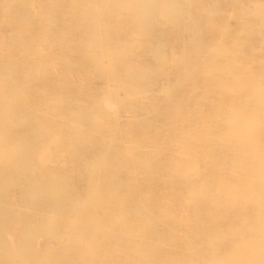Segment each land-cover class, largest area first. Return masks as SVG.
I'll return each mask as SVG.
<instances>
[{
    "label": "rangeland",
    "instance_id": "obj_1",
    "mask_svg": "<svg viewBox=\"0 0 264 264\" xmlns=\"http://www.w3.org/2000/svg\"><path fill=\"white\" fill-rule=\"evenodd\" d=\"M4 162L1 237L63 232L91 176L130 236L102 256L264 264V0H0ZM205 232L224 239L214 261L192 256ZM142 244L168 258H132Z\"/></svg>",
    "mask_w": 264,
    "mask_h": 264
},
{
    "label": "bare ground",
    "instance_id": "obj_2",
    "mask_svg": "<svg viewBox=\"0 0 264 264\" xmlns=\"http://www.w3.org/2000/svg\"><path fill=\"white\" fill-rule=\"evenodd\" d=\"M169 99L173 101L172 98ZM91 154L93 155L92 158L96 160L95 163L102 168L103 180L116 182L120 174L116 160L107 154L95 152ZM51 157V154L43 152L40 156V162L46 167L50 163ZM10 166H12L10 162H4L1 163L0 169ZM98 181L90 176L81 182L78 189L80 191L79 200L74 203L73 207L66 210L65 218L61 223L63 232L45 228L39 231L41 234L39 237L35 231H21L22 226L17 223L7 237L0 236V264H26L23 258H36L37 261L34 264H88L89 261H97V258H104V262L101 264H124L123 260L119 259L122 257H114L110 252L104 256L101 254L102 251L106 252L112 244L129 240L130 236L121 227H114L111 215L106 210V204L96 195V190H99ZM116 189L119 188L116 187ZM93 191L94 193L91 195ZM2 194L3 190L0 189V199L3 197ZM113 194L117 195V192L114 191ZM5 207L8 209L4 212L7 214V210H10L11 217H14V212L11 211L14 209L11 206ZM96 209L101 210L102 217L88 220V217ZM155 230H153V234ZM219 236V234L212 236L211 233L205 232L202 238L200 237V244L194 248L192 256L209 258L211 261L220 258L219 254L224 239ZM99 239L103 240L102 245L104 246H101ZM220 239L223 241L220 242ZM165 244L163 242L160 245ZM131 250L133 254H136V257L132 255V258H151L160 255H165L168 258V251L161 246L155 250H150L142 244L138 247H132ZM43 258L47 259L44 260ZM126 258H130V255ZM136 264H144V262L141 259L136 261Z\"/></svg>",
    "mask_w": 264,
    "mask_h": 264
}]
</instances>
